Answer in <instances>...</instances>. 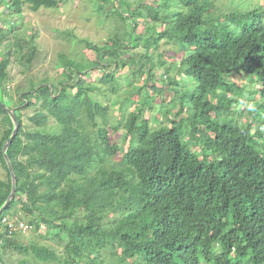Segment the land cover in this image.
<instances>
[{
    "label": "trees",
    "instance_id": "1",
    "mask_svg": "<svg viewBox=\"0 0 264 264\" xmlns=\"http://www.w3.org/2000/svg\"><path fill=\"white\" fill-rule=\"evenodd\" d=\"M239 1L240 6L221 17L215 14L213 0H155L153 6L132 8L118 0L128 10L122 22L136 27L145 18L150 20L145 34L134 33L128 40L130 49L142 43L145 63L136 68L123 63L124 38L115 34L103 48L87 44L96 62L80 67L69 61L57 88L42 83L27 93L22 102L26 107L41 103L29 118L31 128L24 129L11 109L18 131L5 153L13 167L16 193L0 216L2 253L8 247L29 253L28 247L14 242L26 234L6 237L2 222L20 204L21 211L37 217L27 223L33 226L31 234L67 237L64 249L71 261L64 264L81 258L83 264H98L97 257H89L105 249L121 250L117 264H264V6ZM4 2L19 17L24 5L35 13L61 3L0 0ZM153 24L163 25V31ZM10 34L0 27V43ZM35 39L30 35L27 42L14 43L18 51L27 50L26 64L37 51ZM162 47L174 49L168 52L171 58L179 55V64H166L158 55ZM151 52L157 54L156 63ZM9 64L8 58L0 61V102L6 107ZM154 64L163 68L158 75ZM125 65L129 71L125 75L145 76L146 81L133 87L129 96L143 94L141 109L121 117L128 139L127 151L122 152L108 140L110 108L94 93L103 101L116 94V75ZM173 67L178 74L168 77ZM93 71L100 73L95 82L90 81ZM236 77L261 88L245 126L230 117L247 89L233 83L231 78ZM185 83L189 87L180 91ZM156 96L174 111L168 118L164 108L162 122L152 128L144 114ZM0 115L10 125L0 139V162L8 177L0 181L1 208L12 187L3 149L14 125L1 106ZM50 119L54 131L47 129ZM257 125L260 129H255ZM118 153L121 161L113 162ZM77 211L85 214L83 220L76 217ZM120 211L118 219L109 218ZM30 249L41 263L59 260L45 246L31 244Z\"/></svg>",
    "mask_w": 264,
    "mask_h": 264
},
{
    "label": "rangeland",
    "instance_id": "2",
    "mask_svg": "<svg viewBox=\"0 0 264 264\" xmlns=\"http://www.w3.org/2000/svg\"><path fill=\"white\" fill-rule=\"evenodd\" d=\"M60 5L55 9H45L42 8L37 13L29 11L27 6H23V13L21 17L16 15L14 9L7 8L6 2L0 3V23L9 28L10 26L5 25L3 21L13 22L14 24L10 29V37L6 42L0 44V61L5 58L9 59V66L7 68L8 79L5 83V102L7 106L15 110L22 122L24 129H29L32 127L29 118L39 110L40 102L35 101V96L32 98V102L36 104L26 107L22 102L24 98H27V93H31L39 88L43 83L52 84L54 87H58L59 83L64 80L63 71L64 68L69 64L68 62H73L78 64L77 66L84 67L87 61L96 62V55L92 50H90L87 44L91 47L103 48L104 45L109 43V39L114 37L115 34H120L119 36L124 38L122 43V56L125 60L123 63L130 62L133 68L141 66L147 60L143 54L144 50L142 43L136 49H130L128 45L129 39H134L135 35L142 36L147 32V25H150L149 18H145L143 24H139L134 27L130 22H122L121 17L126 18L128 16V10L123 3L118 4V0H58ZM128 2L132 7H136L139 4L141 6L148 5L153 6V1L155 0H123ZM248 4H253L258 1L262 6H264V0H243ZM141 2V3H139ZM215 4V14L217 16L224 17L228 15L233 8L240 6L239 0H213ZM141 6L138 8L140 9ZM157 31L161 32L164 26L161 24H153ZM30 35H35L36 39L33 41V45L36 46L35 56L30 64L25 63L24 53L27 51H18L14 43L22 44L29 40ZM175 52L174 49L170 47H162L159 49L158 55L162 54V60L166 64H179V55L175 54V58H171V53L168 51ZM130 54V55H129ZM135 57L134 59L131 58ZM141 56H143L141 58ZM151 58L154 63L157 62V54L153 52L150 53ZM104 59V57H103ZM102 59V61H103ZM160 59H158L159 61ZM57 66H59L58 69ZM128 65H125L123 69L117 72V77L119 78V86L117 93L114 94L108 101H103L97 92L94 96L99 98V100L109 109V128H108V140L112 145H118L122 152L127 151L128 139L123 135L120 127L121 117L123 114L136 111L141 109L142 95L129 97L133 93V87L138 88L143 85L146 81V77L130 78L128 75ZM155 72L162 71L163 68L159 65H155ZM144 70V69H143ZM177 68H171L170 72L166 74L168 77H176L178 72ZM146 72V69L144 70ZM100 73L95 71L90 73V81L93 82ZM164 76V79H167ZM236 79L231 78L233 83L243 88L246 87V92L242 93L243 99L248 103L252 104V109H249L246 104L241 106L240 103L231 113V118L235 120L239 125H246V122L251 120V111L254 109V103L259 99V96L255 94L260 91V85L252 86L246 85L245 80L241 77H236ZM95 82V81H94ZM157 82V80H156ZM155 82V83H156ZM187 83V81H185ZM182 84L180 91L187 89L188 84ZM97 84V83H96ZM158 84V82H157ZM163 84V83H162ZM159 84V87L163 85ZM248 91V92H247ZM253 91V95L251 92ZM43 93H40L42 95ZM160 97H155V100L150 102L149 109L146 110L144 114V119L148 120L151 127L157 126L158 122H162L163 109L169 112L168 118L172 116L174 107L165 106L159 99ZM169 98V97H168ZM166 98V102L169 99ZM128 99V100H127ZM120 109V110H118ZM163 120L164 117H163ZM165 125L170 126L167 121ZM55 122L50 119L47 123V129L50 131L55 130ZM115 127L118 129L117 132L113 131ZM10 129V125L3 116L0 115V139L2 138L4 132ZM255 129H260L257 125ZM264 134V131H263ZM193 151H196L193 148ZM122 159V154L118 153L114 158L113 162H120ZM7 172L0 162V181H7ZM24 200V198H22ZM10 218H17L22 222H30L31 220H36L35 215L25 214L21 211V205L16 204L14 209L7 214ZM122 215V211L119 212L117 216L110 215L109 218L118 219ZM76 217L83 220L85 214L81 211H77ZM67 237L61 236V239L48 238V235L43 234H29L26 236L15 237L14 242H18L23 246L28 247L29 253H24L19 248L8 247L1 252L0 249V262L2 259L3 264H19L22 260H25L26 264H64V262L71 261L68 259L64 245ZM35 244L36 246L47 247L56 252L59 260L57 262H47L41 263L37 261L31 252L30 245ZM1 246V245H0ZM1 248V247H0ZM121 250H111L105 249L99 251L97 254H93L89 259H95L97 257L98 264H117V258L120 256ZM88 262V259H86ZM84 259H76L73 264H83ZM134 262V261H132Z\"/></svg>",
    "mask_w": 264,
    "mask_h": 264
},
{
    "label": "water",
    "instance_id": "3",
    "mask_svg": "<svg viewBox=\"0 0 264 264\" xmlns=\"http://www.w3.org/2000/svg\"><path fill=\"white\" fill-rule=\"evenodd\" d=\"M0 106L2 107V109L8 114V116L11 118L13 125H14V129L12 132L11 137L8 139V141L6 142V144L4 145V158L5 161L7 163L10 175H11V180H12V187H11V193L9 195V197L7 198L6 202L4 203V205L0 208V216L1 214L4 212V210L7 208V206L9 205V203L11 202V200L14 198L15 193H16V184H15V175H14V171H13V167L6 155V150L8 149V147L10 146L11 142L13 141V139L15 138L17 131H18V123H17V119L16 116L14 115V112L9 109L8 107H6L4 104H2L0 102Z\"/></svg>",
    "mask_w": 264,
    "mask_h": 264
},
{
    "label": "built area",
    "instance_id": "4",
    "mask_svg": "<svg viewBox=\"0 0 264 264\" xmlns=\"http://www.w3.org/2000/svg\"><path fill=\"white\" fill-rule=\"evenodd\" d=\"M4 224V232L7 234L6 237H11L15 232H20L21 234H30L33 230V226L28 225L25 222H19L16 219H10L8 217L2 220Z\"/></svg>",
    "mask_w": 264,
    "mask_h": 264
},
{
    "label": "clouds",
    "instance_id": "5",
    "mask_svg": "<svg viewBox=\"0 0 264 264\" xmlns=\"http://www.w3.org/2000/svg\"><path fill=\"white\" fill-rule=\"evenodd\" d=\"M239 103H240L241 106H244V105L246 104V106H247L249 109H252V104L246 102V101L243 100V99H241Z\"/></svg>",
    "mask_w": 264,
    "mask_h": 264
},
{
    "label": "crops",
    "instance_id": "6",
    "mask_svg": "<svg viewBox=\"0 0 264 264\" xmlns=\"http://www.w3.org/2000/svg\"><path fill=\"white\" fill-rule=\"evenodd\" d=\"M35 13H37V12H35ZM3 23H4L5 25L10 26L9 28H6L5 26H3V25L0 23V27H1L2 29H4V30H10V29H11V26L14 25V24H8V23L5 22V21H3ZM0 44H1V43H0Z\"/></svg>",
    "mask_w": 264,
    "mask_h": 264
}]
</instances>
